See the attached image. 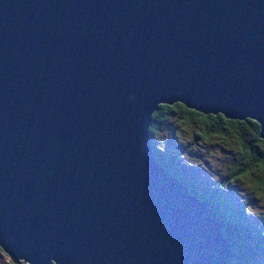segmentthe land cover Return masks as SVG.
Here are the masks:
<instances>
[{
  "label": "water",
  "instance_id": "1",
  "mask_svg": "<svg viewBox=\"0 0 264 264\" xmlns=\"http://www.w3.org/2000/svg\"><path fill=\"white\" fill-rule=\"evenodd\" d=\"M264 141V0H0V249L28 264H228L221 213L156 161L158 104ZM171 175V176H170Z\"/></svg>",
  "mask_w": 264,
  "mask_h": 264
},
{
  "label": "trees",
  "instance_id": "2",
  "mask_svg": "<svg viewBox=\"0 0 264 264\" xmlns=\"http://www.w3.org/2000/svg\"><path fill=\"white\" fill-rule=\"evenodd\" d=\"M150 117L151 121L147 126V132L157 163L179 180L182 185L187 187L193 196L207 201L213 211L215 208L219 210L222 217V230L225 232L224 234L229 242L234 245V253L237 256L233 264H257V257L264 253V221L253 226L247 219L243 230L247 233L245 236L248 242H244L245 248H243L240 241L235 242V239L229 238L227 233L231 232L229 227L233 225L234 221H237L235 227L241 228V215H244L242 214L244 207L233 209L229 207L230 203L215 199V197L222 192L221 187L228 186L226 183L230 181V178L238 176L242 172L247 174L250 169L257 166V171L260 175L253 181V186L256 188L255 191L258 197L264 199V141L259 136H256L260 130L259 124L249 118L233 120L227 119L219 113L203 114L187 108L179 102L158 104ZM179 122L197 124L199 129L196 135H201L208 141H214L215 139L214 143L220 149H228L230 152H232L233 148L237 150L236 160L227 164L226 178L219 181L220 184L216 182L212 184L207 189H211L210 193H203V190H197L196 187L202 185L197 181H190L195 188L191 187L187 182L189 176L187 175V178V176L180 174L181 170L179 169L182 167V162L180 161L181 155L179 153L164 150L160 147V143L155 144L157 141L153 142V138L160 130L167 134L166 138L161 142L174 140L176 131L179 132L180 130L177 125ZM182 143L185 144L186 142L182 141ZM159 150L164 151L160 152ZM250 180L251 178L246 179L248 183ZM260 211L264 213V209ZM19 264L28 263L20 261Z\"/></svg>",
  "mask_w": 264,
  "mask_h": 264
},
{
  "label": "rangeland",
  "instance_id": "3",
  "mask_svg": "<svg viewBox=\"0 0 264 264\" xmlns=\"http://www.w3.org/2000/svg\"><path fill=\"white\" fill-rule=\"evenodd\" d=\"M180 128L179 132L176 131V136L172 141H163L167 134L160 130L158 134L153 138V142L160 143V147L164 150L177 152L181 155L182 167L180 174L187 176V182L191 187H194L191 182L197 181L202 185L196 187L197 190H203L204 192L210 193L209 189L212 184L219 183L226 178V169L228 162L236 160L237 155L236 148H233L232 152L228 149H220L214 141H208L201 135L198 136L197 131L199 129L197 124H186L179 122L177 124ZM186 142L185 144L182 143ZM210 142V143H208ZM164 150H159L164 151ZM260 173L257 171V166H254L248 171L247 174L242 172L226 183L228 186L221 187L220 194L215 199L224 200L231 205L229 207L237 209V207H244L241 215V228L235 227L237 221H234L233 225L229 227L230 233H227L229 238H233L236 241L242 243V247L245 248L246 232L243 230L247 219L254 226L264 221V213L260 210L264 209V199L258 197L253 181L259 176ZM171 176V175H170ZM247 178H251L250 182L246 181ZM220 184V183H219ZM235 187V188H233ZM254 197V198H253ZM253 198V199H251ZM223 225L220 226V233L224 240L228 243L229 240L225 236V232L222 230ZM230 243V242H229ZM231 244V243H230ZM232 252L234 248L232 245ZM234 262V261H233ZM233 262L231 264H233ZM0 264H13L9 257L0 250ZM257 264H264V253L257 257Z\"/></svg>",
  "mask_w": 264,
  "mask_h": 264
},
{
  "label": "bare ground",
  "instance_id": "4",
  "mask_svg": "<svg viewBox=\"0 0 264 264\" xmlns=\"http://www.w3.org/2000/svg\"><path fill=\"white\" fill-rule=\"evenodd\" d=\"M237 258H235V259H231V260H228L227 262H228V264H231L233 261H235Z\"/></svg>",
  "mask_w": 264,
  "mask_h": 264
},
{
  "label": "clouds",
  "instance_id": "5",
  "mask_svg": "<svg viewBox=\"0 0 264 264\" xmlns=\"http://www.w3.org/2000/svg\"><path fill=\"white\" fill-rule=\"evenodd\" d=\"M189 190V189H188ZM190 192V191H189ZM191 193V192H190Z\"/></svg>",
  "mask_w": 264,
  "mask_h": 264
}]
</instances>
